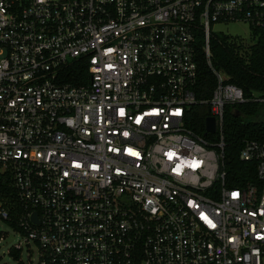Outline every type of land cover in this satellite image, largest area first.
<instances>
[{
	"label": "built area",
	"instance_id": "obj_1",
	"mask_svg": "<svg viewBox=\"0 0 264 264\" xmlns=\"http://www.w3.org/2000/svg\"><path fill=\"white\" fill-rule=\"evenodd\" d=\"M228 22L254 43L264 0H0V225L38 264H264V140L239 150L252 180L224 165L226 107L248 99L214 68L194 90L197 36L211 66Z\"/></svg>",
	"mask_w": 264,
	"mask_h": 264
},
{
	"label": "trees",
	"instance_id": "obj_2",
	"mask_svg": "<svg viewBox=\"0 0 264 264\" xmlns=\"http://www.w3.org/2000/svg\"><path fill=\"white\" fill-rule=\"evenodd\" d=\"M257 39L251 45H244L224 34H213L209 40L210 63L204 50L203 36L198 34L195 45L197 79L194 90L200 98H207L215 85L212 68L224 72L227 81L243 90L247 102L226 107L224 115V165L232 184L245 183L255 176L253 163L239 159V150L244 139L264 140V103L249 101L255 92L264 96V29H257ZM64 72L65 80L78 74H85V67L79 64ZM207 106H193L187 125L202 132ZM230 184V183H229ZM16 252V251H15Z\"/></svg>",
	"mask_w": 264,
	"mask_h": 264
},
{
	"label": "rangeland",
	"instance_id": "obj_3",
	"mask_svg": "<svg viewBox=\"0 0 264 264\" xmlns=\"http://www.w3.org/2000/svg\"><path fill=\"white\" fill-rule=\"evenodd\" d=\"M212 34H224L242 40L244 45H251L253 32L244 22L214 23ZM20 244V249L14 251V246ZM39 253L36 246L25 241L22 234L6 223L0 225V264H38Z\"/></svg>",
	"mask_w": 264,
	"mask_h": 264
},
{
	"label": "water",
	"instance_id": "obj_4",
	"mask_svg": "<svg viewBox=\"0 0 264 264\" xmlns=\"http://www.w3.org/2000/svg\"><path fill=\"white\" fill-rule=\"evenodd\" d=\"M205 125H206V132H213L214 131V123L212 117H207L205 119Z\"/></svg>",
	"mask_w": 264,
	"mask_h": 264
}]
</instances>
